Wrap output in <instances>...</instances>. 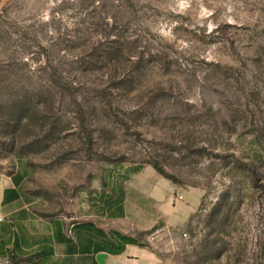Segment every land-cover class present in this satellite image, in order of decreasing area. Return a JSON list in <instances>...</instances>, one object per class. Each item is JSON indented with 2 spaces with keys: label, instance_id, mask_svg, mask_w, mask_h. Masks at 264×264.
I'll list each match as a JSON object with an SVG mask.
<instances>
[{
  "label": "rangeland",
  "instance_id": "374dc122",
  "mask_svg": "<svg viewBox=\"0 0 264 264\" xmlns=\"http://www.w3.org/2000/svg\"><path fill=\"white\" fill-rule=\"evenodd\" d=\"M0 182V264H264V0H0Z\"/></svg>",
  "mask_w": 264,
  "mask_h": 264
},
{
  "label": "trees",
  "instance_id": "16d2710c",
  "mask_svg": "<svg viewBox=\"0 0 264 264\" xmlns=\"http://www.w3.org/2000/svg\"><path fill=\"white\" fill-rule=\"evenodd\" d=\"M85 132H86L85 136L87 138V143L91 147L93 143L92 138L87 130ZM112 234L114 235L115 239L108 240V241L106 240L103 243L94 244V248H93L94 251L90 247L73 246V247H68L67 254H75L77 252L79 253L92 252L96 256L97 253L107 252L109 254L116 255V254H121L125 250V247L127 244H135V245L143 246L142 244H140V242L137 239H135L132 236L124 235V234L121 235L117 232H114ZM55 237L57 238L59 242H62V241L71 242V240L69 239H66L63 237L60 238L59 233H57ZM8 242L9 241H2L0 245V255L1 256L5 255L6 252L4 250V247L6 246ZM53 254H54V248L51 245L50 239H47L46 246L38 254L39 259H37L32 264H45L46 258L52 256ZM95 264H98L96 261V258H95Z\"/></svg>",
  "mask_w": 264,
  "mask_h": 264
},
{
  "label": "crops",
  "instance_id": "0c3cea01",
  "mask_svg": "<svg viewBox=\"0 0 264 264\" xmlns=\"http://www.w3.org/2000/svg\"><path fill=\"white\" fill-rule=\"evenodd\" d=\"M13 188H14L13 184L12 185H8L5 182L4 183L0 182V215L1 216L12 217L11 215H13L15 210H16L15 207H16V202L17 201L13 200L10 197V194H9L13 190ZM0 240H1V242L2 241H9L6 244L5 248H4V250L6 252L8 250V247L10 246L11 242L15 241V238H13L11 233H9L8 237L0 236ZM43 243H44V247H45L46 243H47V239H45ZM135 247L142 248L143 246H139V245H135V244H127L126 247H125V250L121 254L113 255V254H109L108 253V256L106 258V262L108 263L109 257L123 255V254H125L128 251V249L135 248Z\"/></svg>",
  "mask_w": 264,
  "mask_h": 264
},
{
  "label": "water",
  "instance_id": "95a60500",
  "mask_svg": "<svg viewBox=\"0 0 264 264\" xmlns=\"http://www.w3.org/2000/svg\"><path fill=\"white\" fill-rule=\"evenodd\" d=\"M108 256L107 252H100L96 254V260L99 264H107L106 258Z\"/></svg>",
  "mask_w": 264,
  "mask_h": 264
}]
</instances>
